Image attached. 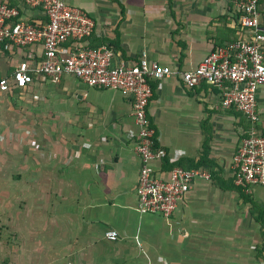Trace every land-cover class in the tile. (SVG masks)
Returning <instances> with one entry per match:
<instances>
[{
  "label": "crops",
  "instance_id": "1",
  "mask_svg": "<svg viewBox=\"0 0 264 264\" xmlns=\"http://www.w3.org/2000/svg\"><path fill=\"white\" fill-rule=\"evenodd\" d=\"M0 1L17 6L24 19L37 17L22 0ZM69 1L94 19L89 43L109 45L114 62L144 55L171 68L150 81L154 148L167 153L154 167L166 177L180 153L179 165L207 169L210 179H194L169 217L139 212L133 97L69 74L56 83L34 76L0 92V264H264L257 220H264V186L245 190L234 182L233 155L249 122L221 106V87H187L179 76L217 47L250 38L233 3ZM263 22L264 2V29ZM40 53L39 46L0 47V77ZM256 102L264 134V84ZM107 229L117 230L116 240L104 237Z\"/></svg>",
  "mask_w": 264,
  "mask_h": 264
},
{
  "label": "built area",
  "instance_id": "2",
  "mask_svg": "<svg viewBox=\"0 0 264 264\" xmlns=\"http://www.w3.org/2000/svg\"><path fill=\"white\" fill-rule=\"evenodd\" d=\"M230 1L239 12L240 25L249 29L250 38L217 47L194 68L180 71L179 76L187 87L201 82L221 87V106L236 109L249 122L233 155L234 182L248 190L253 185L264 186V134L257 126L256 102L257 87L264 84V29L260 25L264 0ZM22 2L35 9L37 17L24 19L17 6L0 1V44L7 50L39 46L40 59H20L10 75L0 77V92L25 87L34 76L56 83L69 74L89 86L132 96V114L138 128L135 153L140 161L135 189L137 210L171 216L194 179H210L207 169L177 164L180 153L172 156L174 163L166 177H161L154 167L155 161H161L167 153L163 148H154L155 131L147 118L152 95L150 81L174 72L167 65L148 61L144 55L137 62H114L109 45H90L95 21L69 0ZM104 237L116 240L118 232L107 229Z\"/></svg>",
  "mask_w": 264,
  "mask_h": 264
},
{
  "label": "trees",
  "instance_id": "3",
  "mask_svg": "<svg viewBox=\"0 0 264 264\" xmlns=\"http://www.w3.org/2000/svg\"><path fill=\"white\" fill-rule=\"evenodd\" d=\"M98 44H99V43H96V44H94V45H95V46H98ZM94 45H93V46H94ZM0 47L3 48V44H0ZM248 126H249V124H248ZM248 126L246 127V129L248 128ZM207 153H208V151L206 150V147H204V148H203V151H202V153H201V154H202L201 156H202L203 159H205L204 157L207 155ZM202 162H203V161H201V162L199 161V163H202ZM176 163H177V162H176ZM177 164H178V163H177ZM257 220H259V222H261L262 230H263V233H264V220H263L262 216H261L259 219H257Z\"/></svg>",
  "mask_w": 264,
  "mask_h": 264
},
{
  "label": "rangeland",
  "instance_id": "4",
  "mask_svg": "<svg viewBox=\"0 0 264 264\" xmlns=\"http://www.w3.org/2000/svg\"><path fill=\"white\" fill-rule=\"evenodd\" d=\"M261 21H262V19H261ZM264 23V22H263ZM33 193H31L30 195H32ZM35 194L37 195V196H41L42 195V192L38 189L37 191H35ZM19 197H20V199H21V201L20 202H22V200H25L26 198H28V191L26 190L24 193H20V195H19ZM17 198V197H16ZM40 198H42V197H40Z\"/></svg>",
  "mask_w": 264,
  "mask_h": 264
}]
</instances>
